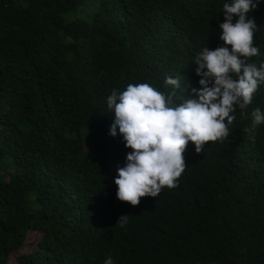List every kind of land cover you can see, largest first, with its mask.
<instances>
[{
  "label": "trees",
  "instance_id": "1",
  "mask_svg": "<svg viewBox=\"0 0 264 264\" xmlns=\"http://www.w3.org/2000/svg\"><path fill=\"white\" fill-rule=\"evenodd\" d=\"M231 2L0 0V264L29 231L42 235L19 264H264V123L248 131L252 111L264 112V83L235 106L226 138L200 153L189 142L172 213L158 195L119 201L111 169L131 149L118 129L109 135L108 96L139 83L168 96L172 77L173 100L190 98L197 55L224 46ZM253 2L259 55L242 59L259 68L264 0Z\"/></svg>",
  "mask_w": 264,
  "mask_h": 264
},
{
  "label": "clouds",
  "instance_id": "2",
  "mask_svg": "<svg viewBox=\"0 0 264 264\" xmlns=\"http://www.w3.org/2000/svg\"><path fill=\"white\" fill-rule=\"evenodd\" d=\"M256 6L253 0L223 5L219 38L224 46L215 48L212 43L197 55L199 88H191L190 98L182 103L173 100L180 78L172 77L165 80L173 88L168 96L147 83L128 84L124 91L117 94L113 90L108 96L107 107L114 115L109 135L115 137L118 129L125 147L131 149L123 167L111 166L117 171L113 183L119 201L138 206L141 198L158 195L163 213H172L175 195L169 193L190 164L189 142L200 153L204 145L226 138L228 125L235 120V106L243 110L252 103L259 84L264 83V63L258 68L242 57L259 55L254 46L257 26L247 18ZM251 115L253 124L248 131L254 132L256 125L264 123V112L255 108ZM128 216L121 215L116 225L123 227ZM104 264H114L112 257Z\"/></svg>",
  "mask_w": 264,
  "mask_h": 264
},
{
  "label": "rangeland",
  "instance_id": "3",
  "mask_svg": "<svg viewBox=\"0 0 264 264\" xmlns=\"http://www.w3.org/2000/svg\"><path fill=\"white\" fill-rule=\"evenodd\" d=\"M36 204V203H34ZM41 233L37 231H29L26 236L24 245L16 249L9 257L7 264H19L17 258L22 254H28L37 249V243L41 238Z\"/></svg>",
  "mask_w": 264,
  "mask_h": 264
},
{
  "label": "bare ground",
  "instance_id": "4",
  "mask_svg": "<svg viewBox=\"0 0 264 264\" xmlns=\"http://www.w3.org/2000/svg\"><path fill=\"white\" fill-rule=\"evenodd\" d=\"M186 90V89H185Z\"/></svg>",
  "mask_w": 264,
  "mask_h": 264
}]
</instances>
